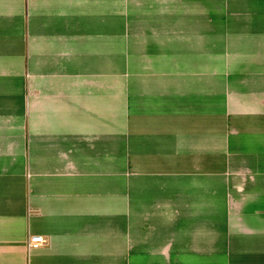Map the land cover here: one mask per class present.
Here are the masks:
<instances>
[{
  "label": "crops",
  "instance_id": "obj_1",
  "mask_svg": "<svg viewBox=\"0 0 264 264\" xmlns=\"http://www.w3.org/2000/svg\"><path fill=\"white\" fill-rule=\"evenodd\" d=\"M0 264H264V0H0Z\"/></svg>",
  "mask_w": 264,
  "mask_h": 264
},
{
  "label": "built area",
  "instance_id": "obj_2",
  "mask_svg": "<svg viewBox=\"0 0 264 264\" xmlns=\"http://www.w3.org/2000/svg\"><path fill=\"white\" fill-rule=\"evenodd\" d=\"M47 240L43 236H31L28 238L27 246L29 249L38 248L45 245Z\"/></svg>",
  "mask_w": 264,
  "mask_h": 264
}]
</instances>
